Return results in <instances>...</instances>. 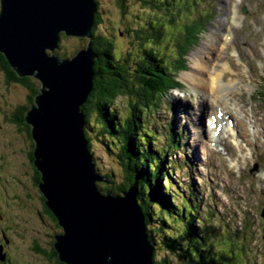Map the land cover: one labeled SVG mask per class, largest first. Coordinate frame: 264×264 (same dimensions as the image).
<instances>
[{"label": "rangeland", "instance_id": "rangeland-1", "mask_svg": "<svg viewBox=\"0 0 264 264\" xmlns=\"http://www.w3.org/2000/svg\"><path fill=\"white\" fill-rule=\"evenodd\" d=\"M98 3L104 21L101 34L110 33L111 28L116 52L120 55L129 53L130 64L135 67L141 46L138 30L158 18L155 9L139 0H126L123 6L119 0H98ZM194 6V0H178L176 6L167 5L166 12H162V15L170 16L173 11L181 14L176 25L183 31H170L173 24L167 15L161 21L166 25V34L157 43L162 48L172 49L166 64L169 67L173 64L178 69L173 82L178 88H170L166 97L160 96L164 97L163 103L152 110L145 122L158 130L159 139L153 140V145L168 157L167 163L175 162L174 166H166L170 172L163 180L166 187L173 185L172 190L168 187L175 198L173 201L180 203V198L175 195L178 190L175 184H178L184 199L193 194L198 217L212 210L215 214L209 218L211 225L226 237L232 234V238H225L227 245L241 239L240 242L251 250V260L264 264V0H200V9L204 14H210L202 25H198L196 37L192 30L186 35L185 24H182L185 18L189 22V15L198 14ZM156 40L153 36L150 42ZM209 54L213 56V66L224 64L229 67L222 82L232 85L230 79H234L237 86L233 93L221 98V102L235 112L231 119L236 126L225 131L223 135L227 138L222 144L210 140L213 139L210 119L215 116L218 106H213L212 96L208 103H202L201 97L205 92L209 95L210 89L196 90L186 79V74L195 71V58L207 59ZM29 97V87L23 83L9 84L0 70V241L3 242H0V254L5 257L0 259V264H57L45 253L33 249L37 240L48 249V244L62 228L46 212L35 181L36 173L30 159L34 140L12 121L13 111L18 105L28 104ZM118 103L120 111H127L126 99L120 98ZM204 111L206 114L202 118ZM238 118L246 120L252 133L245 141L243 137H237L243 149L233 142ZM255 120L257 123L254 124ZM172 122L175 131L182 132L181 148L179 144L169 147L172 142L168 141L167 134ZM254 132L257 138L253 136ZM163 145L168 148L167 152L160 149ZM91 149L100 172L115 173V181L122 183L123 169L115 157H110L96 140ZM200 218L195 219V226L201 229L204 228L203 221L206 223L207 220ZM221 245L223 241L216 238L214 246ZM165 254L163 249L156 248L157 259ZM173 261L179 264L176 257Z\"/></svg>", "mask_w": 264, "mask_h": 264}, {"label": "water", "instance_id": "water-1", "mask_svg": "<svg viewBox=\"0 0 264 264\" xmlns=\"http://www.w3.org/2000/svg\"><path fill=\"white\" fill-rule=\"evenodd\" d=\"M98 7V0H1L0 51L20 77L41 83L26 121L41 173L39 188L62 227L54 237L60 260L156 264L135 187L122 194L99 187L110 181L98 169L87 137L82 106L96 78ZM63 33L69 36L64 50H78L72 57L57 53Z\"/></svg>", "mask_w": 264, "mask_h": 264}, {"label": "trees", "instance_id": "trees-1", "mask_svg": "<svg viewBox=\"0 0 264 264\" xmlns=\"http://www.w3.org/2000/svg\"><path fill=\"white\" fill-rule=\"evenodd\" d=\"M125 1L119 0L120 5L123 6ZM139 1L151 5L155 9V17L158 18H154L147 27L138 30V40H141V46L135 67L132 68V64H130L129 53L120 55L116 52L114 48L116 43L111 28L110 33L103 32L101 34L104 21L100 6L93 27V45L99 57L96 60V78L93 90L87 102L82 106L88 124L87 137L90 141V148L96 140L103 145L110 157H115L118 165L120 164L123 169L122 183H117L115 173H110L106 174L110 183H98V185L105 192L112 191L120 194L131 186L135 187L150 239L155 248L159 247L166 252L159 259L155 256L156 264H175L173 257L179 260V264H262L259 261L257 263L251 260L249 253L251 250L245 243L240 242L241 239L237 238V242L227 245L225 238H232V234L226 237V234H221L211 225L212 220L210 221L209 218H213L215 214L212 210L206 214L203 212V217H198L199 210L194 203L193 194L184 199L185 197L181 196L182 189L174 183L178 188L175 195L180 198V203L177 204L174 202L175 198L172 197V192L168 191V187L171 185L167 187L164 185L165 175L170 172L166 166H174L175 162L167 163L168 157L162 155L160 150L153 145L154 141L159 139L156 135L158 130L152 128L145 121L151 115L152 110L163 103V96L166 97L169 89L178 88L173 85L178 69L172 63L171 67L166 64V58L169 57L168 53L170 54L172 49L168 46L162 48L157 44L160 37L166 34V25L161 21L169 15H162V12H166L164 8L167 5L168 7L176 6L178 0H174L175 2L173 0ZM194 2L196 8L194 10L198 11V14L194 17L189 15V22L185 18L182 24H185L186 35L189 30H192V34L196 37L199 32L198 25H202V21L210 13L204 14L203 9H200V0H194ZM191 9L186 12L187 15L190 14ZM170 14V23L173 24L170 31L176 29V32H182L183 30H179L176 25L177 19L181 20V14L174 11ZM154 20L158 22L154 23ZM153 36H156L157 40L150 42ZM67 38L69 36L63 33L60 48L57 50L61 57H72L78 51L68 53L64 50L62 43ZM86 39L83 38V40ZM0 70L5 73L9 84L23 83L30 88L29 103L17 106L13 111L12 121L21 130L25 129L30 139H33L32 127L26 121V115L35 103L41 85L34 77H20L1 51ZM161 95L163 96L160 98ZM120 98L126 99L127 111L119 110L118 101ZM181 137L182 132H177V129L175 131L173 122L170 123L167 139L172 143L169 144V147L172 148V145L178 147ZM144 138L146 139L145 143H143ZM160 149L168 151L164 145ZM170 156H173L172 153ZM30 159L34 165L35 181L39 187L41 173L34 164V144L30 150ZM172 188L173 185L171 190ZM42 200L46 212L58 223L54 213L47 207L43 193ZM198 218L202 221L206 218L207 222L203 221L204 228L200 229L195 226V219ZM216 238H220L223 245L214 246ZM54 242L55 238L46 249L37 240L34 241L33 249L45 253L57 264H66L60 260Z\"/></svg>", "mask_w": 264, "mask_h": 264}, {"label": "bare ground", "instance_id": "bare-ground-1", "mask_svg": "<svg viewBox=\"0 0 264 264\" xmlns=\"http://www.w3.org/2000/svg\"><path fill=\"white\" fill-rule=\"evenodd\" d=\"M229 44H231V43H229ZM225 50H227V49H225ZM221 58L223 59V57H221ZM212 59H213V56L210 55V54L208 55L207 59H204V57L201 58V59L195 58V71H194V73H188V74H186L187 75L186 79H188V82H190V84H192V86L196 90L204 91L205 92L208 89H210L209 95H207L206 92H205V94L202 93V95H201V97L203 98L202 103H208V102H210V98L212 96L213 99H214V102H212L213 106H216V105L218 106L217 107V112L215 113L216 114L215 116H217V113H218L219 110H220V112H223L224 113V116L222 117V119L219 116H217V120L215 122L217 131H218V128L219 127H222V131L221 132H218L220 135L218 137H216L214 135V129H211L212 130L211 137L213 139H210V140L214 141L217 144H220V143L222 144L224 142V138L225 137L227 138V136H224L223 135L225 133V131L227 132V128L225 127V125H227L226 124L227 123V120L231 119L232 114H233V112L231 110H229L221 102V100L224 99V98H222V96L225 97V95H228L230 93H233L235 87H237V86H236V80H234V79H230L231 80L230 83L232 85L226 84V83H223L222 82L223 78H225V76L228 75V72H229L228 69H229V67L227 65H224V64L219 65V66L218 65L217 66H213L212 65ZM197 69H199L200 71L197 70ZM196 70H197V72H196ZM204 112L205 113H202L201 114V115H203L202 118L206 114V111H204ZM243 119L242 118L241 119L240 118L237 119L239 125H238L237 131L234 132V135H233L234 137L236 136V139H234L233 142L235 143L236 146H239L240 149H243V147H242V144L239 142L238 138L240 139V137L241 138L243 137V140L245 141L246 139L248 140V138H246V136H248V137H250V135L252 136V133H250V131L248 130V125L245 122L246 120H243ZM256 120L253 121L254 124L257 123ZM233 123H234L233 127H229L228 129L232 130V129H234L236 127L235 126V122H233ZM255 129H256V125H255ZM255 134H256V132H254L253 136L255 138H257V136ZM240 141H242V140H240ZM202 142L207 143L203 139H202Z\"/></svg>", "mask_w": 264, "mask_h": 264}, {"label": "flooded vegetation", "instance_id": "flooded-vegetation-1", "mask_svg": "<svg viewBox=\"0 0 264 264\" xmlns=\"http://www.w3.org/2000/svg\"><path fill=\"white\" fill-rule=\"evenodd\" d=\"M1 242V241H0ZM1 243H3V242H1ZM51 247V246H50Z\"/></svg>", "mask_w": 264, "mask_h": 264}]
</instances>
